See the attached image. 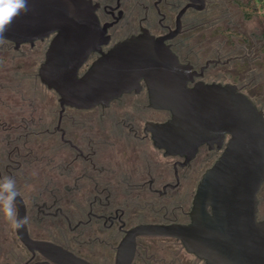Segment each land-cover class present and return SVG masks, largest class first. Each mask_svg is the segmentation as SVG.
Wrapping results in <instances>:
<instances>
[{"label": "flooded vegetation", "instance_id": "af4514ba", "mask_svg": "<svg viewBox=\"0 0 264 264\" xmlns=\"http://www.w3.org/2000/svg\"><path fill=\"white\" fill-rule=\"evenodd\" d=\"M91 1L109 44L90 54L79 77L118 43L144 32L162 39L181 64L198 73L189 87L232 84L244 93L225 79L246 78L248 88L256 67L264 68V24L251 31L244 24L245 8L254 0ZM54 37L0 45V178L15 179L17 213L28 220L13 230L0 213V264H62L66 258L68 264H118L133 228L191 222L199 184L230 136L221 145L202 144L190 160L166 156L149 125L172 116L152 107L144 81L108 105L62 106L40 75ZM257 197L261 222L264 184ZM54 246L65 255L51 253ZM132 264L207 262L178 239L139 236Z\"/></svg>", "mask_w": 264, "mask_h": 264}, {"label": "water", "instance_id": "95a60500", "mask_svg": "<svg viewBox=\"0 0 264 264\" xmlns=\"http://www.w3.org/2000/svg\"><path fill=\"white\" fill-rule=\"evenodd\" d=\"M27 6L8 27L5 40L20 44L55 34L40 75L62 106L108 105L144 81L152 107L172 116L164 124L149 125L155 146L166 156L190 160L202 144L221 145L230 136L199 184L191 222L133 228L121 244L118 264H132L139 236L178 239L207 264H264V221H257V195L264 184V112L235 85L200 82L189 87L198 73L147 32L118 43L79 77L90 54L109 44L92 1L27 0ZM50 252L65 255L55 246ZM66 260L71 261L61 263Z\"/></svg>", "mask_w": 264, "mask_h": 264}, {"label": "clouds", "instance_id": "9594fccd", "mask_svg": "<svg viewBox=\"0 0 264 264\" xmlns=\"http://www.w3.org/2000/svg\"><path fill=\"white\" fill-rule=\"evenodd\" d=\"M27 10V0H0V45L5 43L4 34L13 20ZM19 195L14 178H0V213L13 230H20L28 223L27 217H19L17 213Z\"/></svg>", "mask_w": 264, "mask_h": 264}, {"label": "rangeland", "instance_id": "374dc122", "mask_svg": "<svg viewBox=\"0 0 264 264\" xmlns=\"http://www.w3.org/2000/svg\"><path fill=\"white\" fill-rule=\"evenodd\" d=\"M259 8V15L258 17H254L252 20H248L245 24V30L251 31V30H257L258 26H262L264 21V8L262 7L261 3L258 5ZM201 61L203 62V57L201 58ZM260 64H264V59L259 61ZM257 71L255 72V79L251 81V85L247 88H245V82L244 80L246 78H243L244 80H240L235 75H232L228 77L226 80L227 83H234L240 86V88L243 90L245 94H247L252 101L264 112V68L262 66L256 67ZM247 80V79H246ZM167 247H171V245H168ZM181 253H186L181 252ZM180 256V254L178 255ZM185 259H188L189 256L184 255Z\"/></svg>", "mask_w": 264, "mask_h": 264}, {"label": "trees", "instance_id": "16d2710c", "mask_svg": "<svg viewBox=\"0 0 264 264\" xmlns=\"http://www.w3.org/2000/svg\"><path fill=\"white\" fill-rule=\"evenodd\" d=\"M261 3L262 7L264 8V0H254L252 3L248 4L247 8L246 9V18L248 20H252L254 19V17H256L257 15V8H258V4ZM259 9V8H258ZM263 24H264V21H263ZM263 38H264V31H263ZM262 53L264 54V44L262 46Z\"/></svg>", "mask_w": 264, "mask_h": 264}]
</instances>
